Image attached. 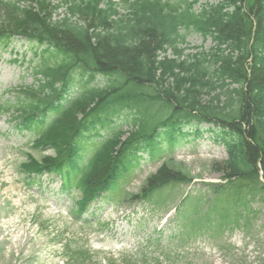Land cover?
<instances>
[{"label":"trees","instance_id":"16d2710c","mask_svg":"<svg viewBox=\"0 0 264 264\" xmlns=\"http://www.w3.org/2000/svg\"><path fill=\"white\" fill-rule=\"evenodd\" d=\"M104 1L66 0L61 18L55 15L58 7L46 2L36 7L35 0H0V43L22 36L37 44L42 59L37 86L7 109L17 125L35 124L32 117L39 111H59L76 74L82 86L36 142L55 156L30 158L27 168L65 170L67 181L94 200L118 186L139 153L155 157L162 144L175 145L186 136V128L199 135L200 126L209 124L228 155L219 166L226 183L212 185L214 191L264 198V0H218L200 9L203 0H136L127 4L129 17L112 3L103 7ZM190 35L211 40L212 46L185 54L180 45ZM98 76L104 85L89 87ZM113 117L122 118L129 130L113 132L77 180L82 139L92 131L100 136ZM191 182L162 165L141 197Z\"/></svg>","mask_w":264,"mask_h":264},{"label":"rangeland","instance_id":"374dc122","mask_svg":"<svg viewBox=\"0 0 264 264\" xmlns=\"http://www.w3.org/2000/svg\"><path fill=\"white\" fill-rule=\"evenodd\" d=\"M201 45L209 48L212 43L198 35L187 38L188 49ZM33 61L21 40L0 50V101L14 98L9 89L33 84ZM214 138L208 132L191 136L160 161L143 160L114 198L75 220L76 194L62 192L55 176L29 184L20 170L28 153L40 159L51 152L33 151V134L18 131L0 113V264H76L74 251L81 247L91 251L85 264H264V198L242 196L240 202H251L250 211L255 212L243 211L244 220L233 221L238 211L229 201L233 195L218 196L208 186L223 182L219 166L227 159L224 146ZM164 161L192 179V185L160 191L153 205L132 203L130 196L140 193ZM187 195L191 200L182 216L175 209ZM220 211H229L227 224L219 221Z\"/></svg>","mask_w":264,"mask_h":264}]
</instances>
